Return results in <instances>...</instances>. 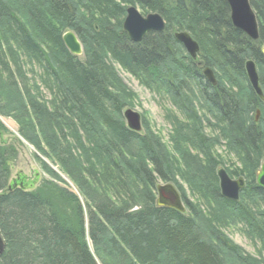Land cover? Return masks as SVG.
Listing matches in <instances>:
<instances>
[{
    "label": "trees",
    "instance_id": "16d2710c",
    "mask_svg": "<svg viewBox=\"0 0 264 264\" xmlns=\"http://www.w3.org/2000/svg\"><path fill=\"white\" fill-rule=\"evenodd\" d=\"M250 3L257 41L234 27L226 0H0V264H264V101L245 71L254 59L264 91V0ZM131 5L159 12L165 30L132 41L123 29ZM175 29L197 40L198 60ZM69 30L82 56L64 42ZM27 63L40 69L49 100ZM116 65L179 110L168 114V141L144 116L142 132L127 126L135 94ZM3 117L50 162L38 156L48 176L36 187L11 183L19 151ZM232 155L240 167L225 166ZM221 166L246 180L239 201L221 194ZM160 182L177 186L185 213L157 204ZM230 223L258 255L228 236Z\"/></svg>",
    "mask_w": 264,
    "mask_h": 264
},
{
    "label": "water",
    "instance_id": "95a60500",
    "mask_svg": "<svg viewBox=\"0 0 264 264\" xmlns=\"http://www.w3.org/2000/svg\"><path fill=\"white\" fill-rule=\"evenodd\" d=\"M231 10V21L234 27L243 31L250 39L257 41L259 39V24L257 15L252 7L250 0H226ZM166 28V21L159 12H149L142 14L135 5L128 6L126 16L123 21V29L134 42H141L150 32H163ZM174 38L180 42L189 56L197 60L200 52V45L197 40L187 30H175ZM63 40L69 51L77 56L83 55V46L75 32L69 30L63 35ZM264 55V48L262 49ZM199 66H203L202 74L207 82L215 86L218 83L215 71L210 66H204L202 62L197 61ZM245 71L248 83L256 95L264 101V91L260 83V73L254 59H248L245 63ZM127 126L136 132L143 129L142 115L133 108H126L123 111ZM260 116V110L257 111V119ZM218 178L221 194L230 200L239 201L240 193L246 186L244 177L232 178L224 167H219ZM257 183L264 188V163L261 165L257 174ZM16 184V183H14ZM157 204L159 206L170 207L182 213L186 212V205L183 201L180 190L174 183H161L157 186ZM4 250V241L0 235V254Z\"/></svg>",
    "mask_w": 264,
    "mask_h": 264
},
{
    "label": "rangeland",
    "instance_id": "374dc122",
    "mask_svg": "<svg viewBox=\"0 0 264 264\" xmlns=\"http://www.w3.org/2000/svg\"><path fill=\"white\" fill-rule=\"evenodd\" d=\"M137 8L143 13L140 7L137 6ZM116 68L128 86V89H130L135 94V98L132 100L131 105H128V107L133 108L134 110L141 113L142 116L146 117L152 127L164 138V140L168 141L169 134L173 130V124L171 123L168 114L169 112L177 114L179 110L171 103L167 96H160L150 91L136 77L121 68L119 65H116ZM25 69L28 71L27 76L30 83L32 84V82H34L38 88L40 86L43 97L49 100L51 98V94L44 82H42L40 69L38 67L32 66L30 63L26 64ZM2 121L5 124V127H7L9 130L7 133H5L4 138L8 140H14L19 151L17 158L11 163V183L24 182L28 186L36 187L40 184L43 178H47L48 176L47 174L45 175L44 167H42L38 156L47 163L50 162H48V159L43 158L31 144L19 137L17 132L18 125L13 119L3 117ZM207 133L210 134L209 129H207ZM19 139L20 142H18ZM217 150L218 153H224L228 155V153L225 151L224 143L218 145ZM232 156H228L229 161L225 164V166L229 165L231 167L233 166L234 168L240 167V163L234 156ZM230 161H232V163ZM54 169L57 171V167ZM235 179H237V177ZM161 183L164 182H160L159 184ZM188 196L190 199H194V197L190 196L189 192ZM229 225L230 226L224 228L228 236L237 244L241 245L246 251L258 255L257 246L251 241L249 237L246 236L243 226L234 223H230Z\"/></svg>",
    "mask_w": 264,
    "mask_h": 264
}]
</instances>
